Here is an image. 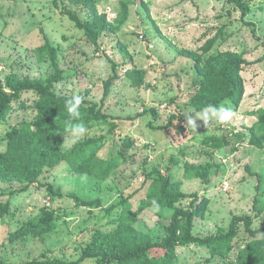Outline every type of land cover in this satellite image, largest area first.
I'll use <instances>...</instances> for the list:
<instances>
[{"label":"rangeland","instance_id":"rangeland-1","mask_svg":"<svg viewBox=\"0 0 264 264\" xmlns=\"http://www.w3.org/2000/svg\"><path fill=\"white\" fill-rule=\"evenodd\" d=\"M249 3L243 16L234 0H98L99 10L110 21L119 17L125 4L128 18L104 31L95 43L72 17L88 21L84 5L0 0V78L11 73L46 78L56 64L69 70L72 75L53 89L69 97L82 96L84 105L99 117L75 142L67 133L62 149L68 153L81 140L103 137L99 156L116 161L106 178L75 173L66 159L43 169L33 184L0 176V204L10 208L0 218V264L77 260L97 231L117 230L118 217L127 207L137 230L148 232L153 241L161 240L164 224L176 208L191 207L193 195L208 200L195 220V235H219L235 223L233 250L227 256L214 255L195 242L179 247L171 264H235L250 234L245 217L251 218L253 229L264 227V148L251 144L257 117L249 113L264 106V0ZM210 39L215 41L206 53ZM47 46L55 48V55ZM227 50L242 53L248 61L242 70L244 98L237 108L229 99L221 103L235 113L226 124L211 121L205 127L197 120L193 129L187 118L200 111L190 98L204 76L190 52L206 58ZM135 69L144 72L143 84H135L130 72ZM37 97L34 91L25 92L27 107L14 110L0 123V151L7 149L6 136L13 125L35 121ZM216 139L222 145L215 146ZM204 167L206 179L197 169ZM157 170L190 195L173 207L141 209ZM43 209L56 212L49 229L23 228ZM21 229L20 234L9 235ZM81 264L99 263L90 258Z\"/></svg>","mask_w":264,"mask_h":264},{"label":"trees","instance_id":"trees-1","mask_svg":"<svg viewBox=\"0 0 264 264\" xmlns=\"http://www.w3.org/2000/svg\"><path fill=\"white\" fill-rule=\"evenodd\" d=\"M73 5H84L89 14L86 22L74 14L72 17L77 26L84 29L93 42H98L102 33L109 28L115 29L122 25L128 18L127 4L125 9L114 21H110L107 13L99 10L98 0H67ZM242 10L243 16L247 15L251 5L249 0H234ZM116 24V26H114ZM215 39L207 42L205 52H209ZM53 55L55 48L47 46ZM190 55L196 59V66L204 76L199 90L190 98L197 111H202L208 105L218 106L225 100H231L235 107H239L245 94V82L242 70L247 59L242 53L234 50L213 53L204 58L195 51ZM131 76L136 85L143 84L145 74L138 69L131 70ZM72 73L56 64V69L46 78L21 77L16 73L0 78V123L5 122L12 112L18 108H26L25 92L34 91L37 99L34 105L38 114L33 123H19L13 125L8 131L7 149L0 151V176L2 178L14 177L21 182L33 184L38 181L43 169L57 165L66 159L72 170L78 174H98L108 177L116 166L115 160H105L99 156V151L105 144L103 137H89L77 142L70 152L62 149V140L69 133L70 127L78 122H83L87 129L99 113L81 105L80 120H73L65 107V100L69 96L57 93L53 87L56 82L70 77ZM257 120L251 127V144L264 148V106L249 111ZM229 144L228 141H225ZM215 146L222 143L215 140ZM196 170V166H191ZM201 171L200 177L207 178L206 167L197 168ZM27 185L24 186L26 188ZM190 194L185 192L179 183L171 179L161 170H157L151 178L146 192V198L141 202L140 208L150 206L173 207ZM191 207H178L174 210L169 222L165 225L166 235L153 241L148 232L137 230L128 217L127 207L118 220L119 227L115 232L106 233L97 231L90 242L83 247L77 260L66 259H33L22 264H81L86 259L95 258L99 264H171L177 258L179 247L199 242L214 255L227 256L232 250V241L236 235V224L233 223L228 232L201 238L194 233V224L197 217L201 216L207 205L206 197L193 195ZM153 201L156 203L153 204ZM10 213L8 205L0 204V218ZM56 212L43 209L41 215L31 220L23 228L32 230L49 229L53 223ZM249 238L246 245L239 251L235 264H264V227L253 229L251 218L245 217ZM22 228V229H23ZM21 230L9 234L14 237Z\"/></svg>","mask_w":264,"mask_h":264},{"label":"clouds","instance_id":"clouds-1","mask_svg":"<svg viewBox=\"0 0 264 264\" xmlns=\"http://www.w3.org/2000/svg\"><path fill=\"white\" fill-rule=\"evenodd\" d=\"M83 99L84 98L82 96L73 95L71 98L65 100V107L67 109L69 116L73 120H77V121L80 120L81 117L80 108L83 103ZM234 115L235 113L230 107H225L222 104L219 107L208 105L204 107L202 111L197 112L195 118L188 117L187 125L191 126L193 129H196L197 120L203 121L205 127L211 121H218L221 124H226L234 117ZM69 132L71 136L74 138L73 142H75L76 139L82 138L88 132V129L83 122H78L70 127ZM155 203L156 202L153 201V204Z\"/></svg>","mask_w":264,"mask_h":264}]
</instances>
